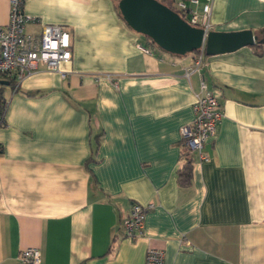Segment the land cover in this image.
I'll list each match as a JSON object with an SVG mask.
<instances>
[{
  "label": "crops",
  "instance_id": "obj_1",
  "mask_svg": "<svg viewBox=\"0 0 264 264\" xmlns=\"http://www.w3.org/2000/svg\"><path fill=\"white\" fill-rule=\"evenodd\" d=\"M118 0H26V29L63 25L72 56L62 75L44 66L15 86L0 124V264H264V44L206 54L163 50L123 20ZM201 9L204 0H199ZM9 0H0L6 24ZM213 30L264 28V0H212ZM140 43L150 49L143 52ZM200 74L222 117L195 151L189 184L180 127L194 117ZM153 207L141 233L124 236L133 203Z\"/></svg>",
  "mask_w": 264,
  "mask_h": 264
},
{
  "label": "built area",
  "instance_id": "obj_2",
  "mask_svg": "<svg viewBox=\"0 0 264 264\" xmlns=\"http://www.w3.org/2000/svg\"><path fill=\"white\" fill-rule=\"evenodd\" d=\"M26 0H9V16L6 24H0V80L11 81L16 85L27 75L44 66L48 70L65 72L60 69V63L72 56L71 35L63 26L57 23H42L38 32L26 29L29 21L36 18L24 10ZM199 0H172L171 8L178 12L191 25L202 27L205 32L212 29V0H204L201 9L197 8ZM137 47L143 52L150 49L140 43ZM192 65L184 68L185 75L193 72L201 73L205 62V50L202 46L194 52ZM7 101L0 94V124L1 109L4 110ZM194 117L188 124L180 127L184 147L195 151L199 160H207L205 144L214 135L217 123L222 117L218 97L208 87L205 78L200 74L199 89L193 103ZM153 207V203L142 205L133 202L123 219L124 236L129 239L137 237L143 228L145 213ZM18 260L20 264H39L40 250L37 247L23 248ZM144 264H163V251L156 247H148Z\"/></svg>",
  "mask_w": 264,
  "mask_h": 264
},
{
  "label": "water",
  "instance_id": "obj_3",
  "mask_svg": "<svg viewBox=\"0 0 264 264\" xmlns=\"http://www.w3.org/2000/svg\"><path fill=\"white\" fill-rule=\"evenodd\" d=\"M117 7L127 25L174 54L193 52L202 46L206 54H216L264 41V31L257 33L249 28L205 32L159 0H118ZM0 82L8 83L7 80Z\"/></svg>",
  "mask_w": 264,
  "mask_h": 264
},
{
  "label": "trees",
  "instance_id": "obj_4",
  "mask_svg": "<svg viewBox=\"0 0 264 264\" xmlns=\"http://www.w3.org/2000/svg\"><path fill=\"white\" fill-rule=\"evenodd\" d=\"M159 1H161L164 4H166L167 6L171 7L172 0H159ZM263 31H264V28H262L260 30V32H263ZM263 44H264V41H256L251 46L254 48V50H256L258 53H260L261 52V47H262ZM198 50L199 49H196L193 52H196ZM2 112H3V110L1 109V113ZM182 145H183V147H182L183 148L182 155L184 157V163L177 170V179H178L179 184L187 185V184H189V181H190L191 170H192V164L193 163H192V156L190 155V152L184 147L183 142H182Z\"/></svg>",
  "mask_w": 264,
  "mask_h": 264
}]
</instances>
